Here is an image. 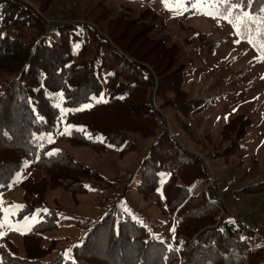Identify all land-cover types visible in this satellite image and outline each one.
Instances as JSON below:
<instances>
[{
	"label": "trees",
	"instance_id": "trees-1",
	"mask_svg": "<svg viewBox=\"0 0 264 264\" xmlns=\"http://www.w3.org/2000/svg\"><path fill=\"white\" fill-rule=\"evenodd\" d=\"M25 1L0 0V62L16 64L19 71L0 94V192L8 190L25 161L46 174L20 184L24 205L16 218L42 206L47 189L76 196L88 193L85 180L105 181L99 171L68 152H49L44 136L54 134L62 120L72 128L77 146L100 152L109 146L121 158L137 148L129 135L153 140L141 160L137 191L143 199L160 192L156 203L174 219V238L169 247L129 217L118 219L110 209L83 241L70 248L68 257L60 253L46 260L59 243L51 240L43 246L45 234L58 228L57 210L50 208L40 212V221L21 236V247L11 240L0 245V264H264V246L253 250L247 242L255 234L241 222L220 216L218 201L211 203L203 191L193 192L209 182L208 168L168 133L151 100L156 86L157 95H170L162 106H172L181 115L206 106L203 100H189L182 90L186 70L177 61L176 46L151 35L157 15L147 8L135 18H110L99 4L102 9L92 23L60 24L47 32L40 15L52 0H31L38 13ZM233 3L240 7L223 3L224 11L232 18L243 11L252 14L256 23L248 21L247 33L264 41L257 31L264 0ZM27 31H34L35 37L29 38ZM89 44L92 52L87 57ZM248 127L245 115L225 123L221 136L228 145L213 155L228 162ZM161 172L168 174L164 181Z\"/></svg>",
	"mask_w": 264,
	"mask_h": 264
},
{
	"label": "rangeland",
	"instance_id": "rangeland-1",
	"mask_svg": "<svg viewBox=\"0 0 264 264\" xmlns=\"http://www.w3.org/2000/svg\"><path fill=\"white\" fill-rule=\"evenodd\" d=\"M25 2L38 13L35 3ZM99 4L108 10L110 18L123 15L135 18L147 8L157 15L151 35L165 39L168 46H176L177 61L186 70L182 90L189 100L206 102L203 110L185 116L172 106H162L170 95H157L156 86L151 94L156 111L166 121L168 133L201 158L208 168L209 182L196 186L193 192L203 191L211 203H220V216L237 220L251 230L255 234L247 238L251 249L264 246V57L259 51V37L250 36L256 41L254 46L239 35L236 27L239 21L230 16V23L225 18L228 13L219 0H208L203 6L197 0H183L181 7L172 10L162 0H52L47 12L40 15L45 31L52 32L60 24L92 23L102 9ZM100 33L103 34L102 28ZM27 35L33 38L35 32L27 31ZM88 46L87 57L92 52V46ZM74 53L78 59L77 47ZM18 74L16 64L0 62V94L4 85ZM239 115L250 119V127L237 152L225 162L213 154L228 145L221 131L225 123ZM71 129L61 120L54 134L44 136L51 145L49 152H68L77 161L99 171L105 181L85 180L88 193L76 196L59 188L47 189L42 206L29 216L16 218L24 205L20 184L29 179L39 180L46 174L42 167L30 168L25 161L14 174L8 190L0 192V225H3L0 245L11 240L21 247V236L40 221L39 213L53 208L57 210L58 228L45 234L43 246H48L51 240L59 243L46 260L60 253L68 257L70 248L83 241L93 224L110 209L115 210L118 219L129 217L143 226L150 237L171 247L175 223L156 203L161 200L160 192L143 199L137 191L141 160L153 140L129 135L137 148L121 158L109 146L102 152L77 146L71 138ZM167 176L161 172L162 181ZM114 183L119 185V190Z\"/></svg>",
	"mask_w": 264,
	"mask_h": 264
},
{
	"label": "snow or ice",
	"instance_id": "snow-or-ice-1",
	"mask_svg": "<svg viewBox=\"0 0 264 264\" xmlns=\"http://www.w3.org/2000/svg\"><path fill=\"white\" fill-rule=\"evenodd\" d=\"M162 2L165 4V6L169 9L172 10L173 7L179 8L182 6L183 0H162ZM197 2L203 6L204 4L208 3V0H197ZM220 3H227L230 8H238L240 7L239 3H233V0H219ZM195 6V5H194ZM261 12H264V8L260 10ZM207 14H212V13H205ZM232 14L228 13L225 18H229ZM236 19L239 21V23L236 25V27L239 29L243 27L245 31L239 32V35L245 36L246 39H248V42L250 44H253L256 46V41L252 38H250V35L247 33L248 29V21L251 20L252 23H256V19L252 17V14L248 13L247 11H243L239 13V15L236 17ZM229 22L231 23L232 20L229 18ZM257 31L260 33L261 36H264V16L260 17V27L257 29ZM259 51L261 53V56L264 57V41H261L259 43ZM89 107V105H85V108ZM79 110V109H78ZM82 130V129H81ZM66 132H69V130H66ZM70 134V132H69ZM53 153H49V155H52ZM19 179V177H17ZM0 227H3V225H0Z\"/></svg>",
	"mask_w": 264,
	"mask_h": 264
},
{
	"label": "built area",
	"instance_id": "built-area-1",
	"mask_svg": "<svg viewBox=\"0 0 264 264\" xmlns=\"http://www.w3.org/2000/svg\"><path fill=\"white\" fill-rule=\"evenodd\" d=\"M113 186L115 187L116 190H119L120 189L119 188V185L117 183H114ZM258 229H260V228H258ZM260 231L262 232V229H260Z\"/></svg>",
	"mask_w": 264,
	"mask_h": 264
}]
</instances>
